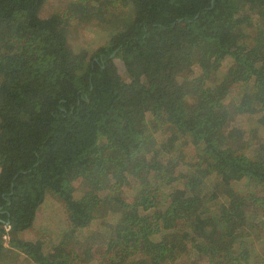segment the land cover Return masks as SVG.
I'll return each mask as SVG.
<instances>
[{
    "label": "trees",
    "instance_id": "trees-1",
    "mask_svg": "<svg viewBox=\"0 0 264 264\" xmlns=\"http://www.w3.org/2000/svg\"><path fill=\"white\" fill-rule=\"evenodd\" d=\"M48 1L0 0V264H256L264 0H83L78 50Z\"/></svg>",
    "mask_w": 264,
    "mask_h": 264
},
{
    "label": "rangeland",
    "instance_id": "rangeland-1",
    "mask_svg": "<svg viewBox=\"0 0 264 264\" xmlns=\"http://www.w3.org/2000/svg\"><path fill=\"white\" fill-rule=\"evenodd\" d=\"M85 5L86 3L83 0H49L46 6V11L48 13H57L60 16L63 31L71 32L70 38L72 39L71 41L70 40L69 41L71 43V46L75 50L81 49L83 46L85 47L96 46L95 44L98 41V39L95 37V34H92L86 31L88 34H90V35H87L85 32H83V29H81L82 27H80L82 24H84V21H82L83 19H81V16H82ZM178 185L179 183H177L176 186ZM73 188L77 195H80V193L82 192H87V190L81 188V183H79V181H76L74 183ZM259 190L260 189L257 188L256 194L259 193ZM243 194L245 196L250 195L249 193H242V195ZM125 195L128 196L127 194ZM145 207H147V205H145ZM158 213H159L158 211H155L154 215ZM251 213L253 212H250L249 215ZM59 215L60 214L58 213L56 206L53 203H51L49 200L48 202H46V205L42 208V211L40 213V219L41 221L45 222L43 224H46L52 219L56 221ZM154 215L150 216L151 218L146 217L144 219V222H148V224H152L154 221V224H155L157 221L155 222V219L153 217ZM248 220L256 221L253 215H250V217H248ZM47 224H50V223H47ZM254 231L257 234L259 233V235L252 233L254 237L252 248H253L254 254H256V257L251 256V258H249L246 262L253 260L254 262H256V264H264V231L260 230L258 226L252 229L251 232H254ZM145 238H143L141 242ZM8 240H9V237H8ZM21 258L23 259V261L20 262V264H33L31 263L29 259L25 258L23 255L21 256ZM170 259H173V258H170ZM101 261H102V264L110 263L109 258H104V259H100L99 263L94 262L93 264H101ZM77 264H81V263L77 261ZM245 264H248V263H245Z\"/></svg>",
    "mask_w": 264,
    "mask_h": 264
},
{
    "label": "water",
    "instance_id": "water-1",
    "mask_svg": "<svg viewBox=\"0 0 264 264\" xmlns=\"http://www.w3.org/2000/svg\"><path fill=\"white\" fill-rule=\"evenodd\" d=\"M212 4H213V0H211V2H210V5H212ZM115 52H116V51H115ZM115 52H113L112 56L115 55ZM0 209H1V208H0ZM0 222H2V224H3V226L0 227V233H1V231L4 229V227L7 226V225H9V219H7L5 222H3V221H0Z\"/></svg>",
    "mask_w": 264,
    "mask_h": 264
},
{
    "label": "built area",
    "instance_id": "built-area-1",
    "mask_svg": "<svg viewBox=\"0 0 264 264\" xmlns=\"http://www.w3.org/2000/svg\"><path fill=\"white\" fill-rule=\"evenodd\" d=\"M7 232V230L5 229V233ZM4 241L7 242L8 241V237L7 236H4L3 237Z\"/></svg>",
    "mask_w": 264,
    "mask_h": 264
}]
</instances>
